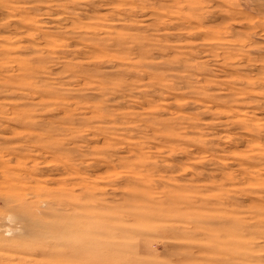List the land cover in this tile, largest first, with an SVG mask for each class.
<instances>
[{
    "label": "rangeland",
    "instance_id": "obj_1",
    "mask_svg": "<svg viewBox=\"0 0 264 264\" xmlns=\"http://www.w3.org/2000/svg\"><path fill=\"white\" fill-rule=\"evenodd\" d=\"M0 264H264V0H0Z\"/></svg>",
    "mask_w": 264,
    "mask_h": 264
},
{
    "label": "bare ground",
    "instance_id": "obj_2",
    "mask_svg": "<svg viewBox=\"0 0 264 264\" xmlns=\"http://www.w3.org/2000/svg\"><path fill=\"white\" fill-rule=\"evenodd\" d=\"M247 18V17H246ZM59 169V168H58Z\"/></svg>",
    "mask_w": 264,
    "mask_h": 264
}]
</instances>
